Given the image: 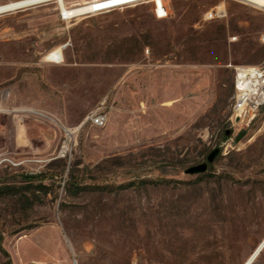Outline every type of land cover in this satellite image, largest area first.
I'll return each mask as SVG.
<instances>
[{"label":"rangeland","instance_id":"obj_1","mask_svg":"<svg viewBox=\"0 0 264 264\" xmlns=\"http://www.w3.org/2000/svg\"><path fill=\"white\" fill-rule=\"evenodd\" d=\"M262 34L244 0L1 13L0 264H243L264 238V106L232 118L234 67L264 65Z\"/></svg>","mask_w":264,"mask_h":264},{"label":"built area","instance_id":"obj_2","mask_svg":"<svg viewBox=\"0 0 264 264\" xmlns=\"http://www.w3.org/2000/svg\"><path fill=\"white\" fill-rule=\"evenodd\" d=\"M114 0H89L93 6V10L83 14L96 13L112 9L124 4L137 2L140 0H130L128 2H118ZM157 17H164L167 11L164 6L155 7ZM82 15V14H80ZM225 15V8L221 4L211 7L205 12L207 19L221 18ZM260 41L264 43V34L261 35ZM233 101L231 104L232 118L238 123L248 124L264 106V65L249 66L240 65L234 67L233 80ZM108 105L102 103L97 105L94 110L90 111L76 128L64 129V141L59 148L58 157H67L72 148V134L76 129L81 128L85 124L95 127H103L108 121ZM69 264H79L77 259L73 257Z\"/></svg>","mask_w":264,"mask_h":264},{"label":"bare ground","instance_id":"obj_3","mask_svg":"<svg viewBox=\"0 0 264 264\" xmlns=\"http://www.w3.org/2000/svg\"><path fill=\"white\" fill-rule=\"evenodd\" d=\"M43 1H47V0H11L4 3L0 2V14L8 11H14L17 9L26 8L28 6H32L34 4ZM55 1L57 2L58 5L59 14L63 16V18H70L93 10V6L91 5V2L88 1L79 4L77 3L71 4L69 6L66 4V0H55ZM128 1L130 0H119L118 2H128ZM244 1L251 3L255 6L264 8V0H244ZM61 56H62V52L61 49L59 48L49 53L47 55V58L48 60L58 62L60 61ZM263 249H264V238L260 241V243L254 249L252 254L243 262V264H253Z\"/></svg>","mask_w":264,"mask_h":264},{"label":"water","instance_id":"obj_4","mask_svg":"<svg viewBox=\"0 0 264 264\" xmlns=\"http://www.w3.org/2000/svg\"><path fill=\"white\" fill-rule=\"evenodd\" d=\"M216 152L217 150H214L210 153V155L207 157V162H201L199 164L189 166L185 169V172L188 174L205 172L207 170L208 162L212 161V158Z\"/></svg>","mask_w":264,"mask_h":264},{"label":"trees","instance_id":"obj_5","mask_svg":"<svg viewBox=\"0 0 264 264\" xmlns=\"http://www.w3.org/2000/svg\"><path fill=\"white\" fill-rule=\"evenodd\" d=\"M143 182H144V183H147L148 181H145V180H144Z\"/></svg>","mask_w":264,"mask_h":264}]
</instances>
